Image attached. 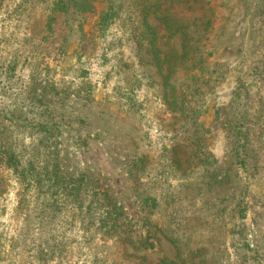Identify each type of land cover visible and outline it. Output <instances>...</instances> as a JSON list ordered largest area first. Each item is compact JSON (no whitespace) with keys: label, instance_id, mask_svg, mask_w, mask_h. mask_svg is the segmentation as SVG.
Returning <instances> with one entry per match:
<instances>
[{"label":"rangeland","instance_id":"rangeland-1","mask_svg":"<svg viewBox=\"0 0 264 264\" xmlns=\"http://www.w3.org/2000/svg\"><path fill=\"white\" fill-rule=\"evenodd\" d=\"M0 151V264H264V0H0Z\"/></svg>","mask_w":264,"mask_h":264},{"label":"trees","instance_id":"trees-1","mask_svg":"<svg viewBox=\"0 0 264 264\" xmlns=\"http://www.w3.org/2000/svg\"><path fill=\"white\" fill-rule=\"evenodd\" d=\"M49 152V151H48ZM3 158L1 157V151H0V162L1 161H3L2 160ZM13 159H15L13 156L12 157H10V158H7V163H9V165H11V166H13V167H17V163L13 160ZM47 166H45L44 168H43V170H44V174H42L41 172L39 173L40 174V176H41V179L39 180V183H41V181L43 182V181H45V180H49V181H55L54 180V178L52 177V175H51V172H49V170L47 169ZM60 184H56V183H54V186H59Z\"/></svg>","mask_w":264,"mask_h":264}]
</instances>
